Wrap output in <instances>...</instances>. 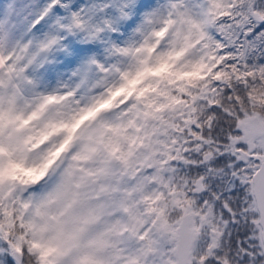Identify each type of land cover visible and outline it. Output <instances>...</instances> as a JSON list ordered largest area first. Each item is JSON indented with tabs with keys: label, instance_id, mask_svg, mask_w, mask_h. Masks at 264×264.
<instances>
[{
	"label": "snow or ice",
	"instance_id": "1",
	"mask_svg": "<svg viewBox=\"0 0 264 264\" xmlns=\"http://www.w3.org/2000/svg\"><path fill=\"white\" fill-rule=\"evenodd\" d=\"M0 264H264V0H0Z\"/></svg>",
	"mask_w": 264,
	"mask_h": 264
}]
</instances>
